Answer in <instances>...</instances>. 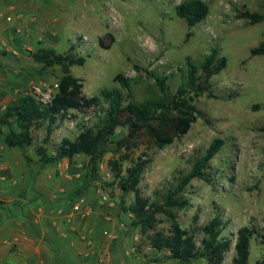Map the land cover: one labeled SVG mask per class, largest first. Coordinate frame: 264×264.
<instances>
[{"label": "rangeland", "instance_id": "obj_1", "mask_svg": "<svg viewBox=\"0 0 264 264\" xmlns=\"http://www.w3.org/2000/svg\"><path fill=\"white\" fill-rule=\"evenodd\" d=\"M186 1L57 0L51 6V20L44 24L33 18L28 21L29 11L14 2L0 4V116L23 95L50 100L57 92L61 67L43 68L38 64L33 55L41 49L58 53L71 49L85 57L86 63L74 66L72 75L82 80L86 98L113 90L121 91L126 98V91L115 81L117 75H123L140 103L162 99L157 86L161 79H166L171 98L186 83L187 59L199 66L210 50L217 48L227 66L210 80L213 97L196 98L195 105L203 117L197 116L188 134L159 149L139 133L133 141L136 148L117 150V141L128 134L127 129H118L111 152L99 164L100 180L87 191H92L104 213L101 199L108 196V235H128V247L134 249L133 254L138 253L139 264H176L168 253L149 246L152 230L143 234L134 226V217L128 212L134 195H125L120 189L111 161H119L125 169L130 159H150L139 189L152 202H162L170 191L180 187L182 177L212 141L222 139L224 145L209 164L211 181L192 180L176 196L186 206L173 212L181 227L188 230L206 225L216 215L227 222L223 236L232 245L224 264H233L237 231L242 227L256 229L248 260V264H256L264 259V56L252 57L251 50L264 43V21L251 25L238 18V12L264 13V0H202L209 6V15L193 28L175 14V7ZM70 115L48 143L43 142L45 128H33L34 142L24 149H8L0 135V153L4 155V159L0 155V172H7L4 184L10 186L0 195V208L6 205L3 200L27 202L28 208L61 190L70 201L82 198V193H77L84 187L89 159L80 156L43 168L36 151L44 147L52 153L63 138L75 140L80 126H92L98 120L96 109L72 111ZM27 211L31 215L30 208ZM12 212L16 214L17 208ZM155 219L156 230L169 229L164 214H156ZM201 238L197 235L198 240Z\"/></svg>", "mask_w": 264, "mask_h": 264}, {"label": "trees", "instance_id": "obj_2", "mask_svg": "<svg viewBox=\"0 0 264 264\" xmlns=\"http://www.w3.org/2000/svg\"><path fill=\"white\" fill-rule=\"evenodd\" d=\"M175 14L193 28L209 15V6L202 0H188L175 7ZM238 18L245 19L251 25L264 21V13L239 11ZM113 41V40H112ZM102 44V41H100ZM251 56H264V43L251 50ZM33 59L43 68L61 67L57 92L49 101H41L34 94L23 95L18 103L9 106L0 116V135L9 149H24L34 142L32 129H46L44 143H48L53 132L66 120L70 112H83L96 109L98 120L92 125L80 126L75 140L63 138L48 153L44 147L37 148V155L43 168L64 161H72L80 156L89 159L84 177V187L77 194L87 191L94 181H99L98 169L102 158L110 153L112 138L120 128L128 134L116 143L117 150L136 148L134 139L144 133L159 149H163L176 140L183 138L191 130L198 115L203 113L196 107L195 100L202 95L213 97L210 80L220 74L227 66V60L219 56L217 48H212L199 66L187 59L186 83L180 86L171 98L167 95L165 80L158 83L162 99H146L140 103L135 100L130 81L123 75H117L115 81L126 91V98L119 90L102 91L99 96L86 98L82 80L72 75L74 66H83L85 57L69 49L58 53L55 49H41ZM6 131L2 133V129ZM264 131V127L262 128ZM222 139L212 141L206 152L194 162L191 170L181 179V185L170 191L162 202H152L145 198L139 185L151 160L146 156L129 160L125 169L119 161H111L115 179L125 195L132 193L134 203L128 212L134 217V226L140 227L143 234H148L149 246L157 252L168 253V258L176 264H191L203 261L204 264H224L225 254L230 250L231 241L223 236L227 222L220 215L214 216L206 225L184 229L173 212L182 209L186 202H180L176 196L194 179L210 182L208 172L212 159L220 152ZM123 158V157H122ZM127 160L128 157H125ZM162 213L167 217L169 229H155V215ZM257 234L256 229L242 227L237 231L234 247L233 264H248L250 241ZM197 235H202L200 240ZM256 264H264V259Z\"/></svg>", "mask_w": 264, "mask_h": 264}, {"label": "crops", "instance_id": "obj_3", "mask_svg": "<svg viewBox=\"0 0 264 264\" xmlns=\"http://www.w3.org/2000/svg\"><path fill=\"white\" fill-rule=\"evenodd\" d=\"M56 1L0 0V4L14 2L13 5L16 3L29 11L28 21L33 18L44 24L51 20V6ZM6 178L7 172L1 171L0 195L10 188L4 184ZM63 194L61 190L50 195L47 201L27 205L28 208L27 202L3 200L6 205L0 208V264H139L138 253L133 254L134 249L128 247V235H114L115 239L104 235L108 231L105 220L108 208L102 212L92 191L81 195L91 208L85 220L72 213L75 200L70 201ZM12 208H17L16 214ZM29 208L31 215H28Z\"/></svg>", "mask_w": 264, "mask_h": 264}, {"label": "built area", "instance_id": "obj_4", "mask_svg": "<svg viewBox=\"0 0 264 264\" xmlns=\"http://www.w3.org/2000/svg\"><path fill=\"white\" fill-rule=\"evenodd\" d=\"M38 97V96H37ZM39 98V97H38ZM41 101H49V100H44V99H40ZM102 203L101 205L105 208H108V204L109 203V199H108V196L107 195H102ZM111 205V204H110ZM109 205V206H110ZM72 213L76 216H78L80 219H87L89 217V215L91 214V208L90 206L86 203L85 199L83 198H80L78 200H76L74 203H73V206H72ZM105 220L106 222L110 221V218H108V216H105ZM104 235L110 239H115V236L112 235V234H109L108 235V231H105L104 232Z\"/></svg>", "mask_w": 264, "mask_h": 264}]
</instances>
